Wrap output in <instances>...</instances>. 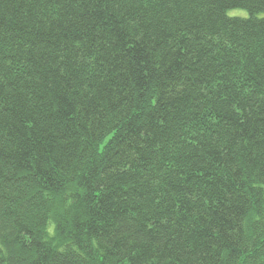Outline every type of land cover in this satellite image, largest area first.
<instances>
[{
    "label": "trees",
    "instance_id": "1",
    "mask_svg": "<svg viewBox=\"0 0 264 264\" xmlns=\"http://www.w3.org/2000/svg\"><path fill=\"white\" fill-rule=\"evenodd\" d=\"M0 264H264V0H0Z\"/></svg>",
    "mask_w": 264,
    "mask_h": 264
},
{
    "label": "rangeland",
    "instance_id": "2",
    "mask_svg": "<svg viewBox=\"0 0 264 264\" xmlns=\"http://www.w3.org/2000/svg\"><path fill=\"white\" fill-rule=\"evenodd\" d=\"M245 13V10L242 9H231L228 11V14L233 15V14H243Z\"/></svg>",
    "mask_w": 264,
    "mask_h": 264
}]
</instances>
